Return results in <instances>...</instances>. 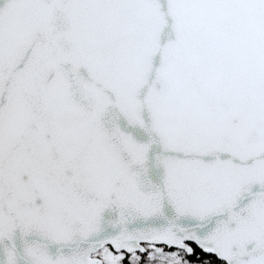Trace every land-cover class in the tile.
<instances>
[{"label": "snow or ice", "instance_id": "snow-or-ice-1", "mask_svg": "<svg viewBox=\"0 0 264 264\" xmlns=\"http://www.w3.org/2000/svg\"><path fill=\"white\" fill-rule=\"evenodd\" d=\"M0 264H264V0H0Z\"/></svg>", "mask_w": 264, "mask_h": 264}]
</instances>
